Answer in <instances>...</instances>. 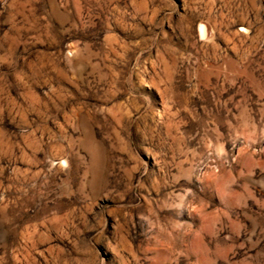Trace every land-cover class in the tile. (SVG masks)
<instances>
[{"label":"rangeland","instance_id":"374dc122","mask_svg":"<svg viewBox=\"0 0 264 264\" xmlns=\"http://www.w3.org/2000/svg\"><path fill=\"white\" fill-rule=\"evenodd\" d=\"M0 264H264V0H0Z\"/></svg>","mask_w":264,"mask_h":264},{"label":"bare ground","instance_id":"6f19581e","mask_svg":"<svg viewBox=\"0 0 264 264\" xmlns=\"http://www.w3.org/2000/svg\"><path fill=\"white\" fill-rule=\"evenodd\" d=\"M201 29H202V31L204 32V26H201ZM206 31H207V28H206ZM205 33V32H204ZM207 33V32H206ZM205 33V34H206ZM205 34H203V36L205 35Z\"/></svg>","mask_w":264,"mask_h":264}]
</instances>
